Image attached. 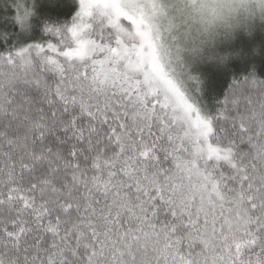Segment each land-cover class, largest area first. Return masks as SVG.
<instances>
[{
	"label": "snow or ice",
	"instance_id": "snow-or-ice-1",
	"mask_svg": "<svg viewBox=\"0 0 264 264\" xmlns=\"http://www.w3.org/2000/svg\"><path fill=\"white\" fill-rule=\"evenodd\" d=\"M33 4L0 17V264H264V80L210 111L163 0H79L38 42Z\"/></svg>",
	"mask_w": 264,
	"mask_h": 264
},
{
	"label": "clouds",
	"instance_id": "clouds-1",
	"mask_svg": "<svg viewBox=\"0 0 264 264\" xmlns=\"http://www.w3.org/2000/svg\"><path fill=\"white\" fill-rule=\"evenodd\" d=\"M168 15L158 23L171 28L178 36L181 49L177 50L165 37L167 50L178 77L186 75L189 64L204 58H213V50L238 32H250L257 22L264 23V0H163ZM257 119L264 109H257Z\"/></svg>",
	"mask_w": 264,
	"mask_h": 264
},
{
	"label": "trees",
	"instance_id": "trees-1",
	"mask_svg": "<svg viewBox=\"0 0 264 264\" xmlns=\"http://www.w3.org/2000/svg\"><path fill=\"white\" fill-rule=\"evenodd\" d=\"M12 3L14 0H0V17H12L16 14ZM78 10V0H34L30 39L37 42L47 39L43 31L46 24L70 25ZM0 29L19 31L18 26H13L8 21L0 24ZM231 39L233 40L230 41ZM225 44L230 45L221 49V55L202 61L199 67L202 92L210 111H215L218 101L223 99L234 79L254 75L255 78L264 80V23L257 22L250 32H238L233 38L225 40Z\"/></svg>",
	"mask_w": 264,
	"mask_h": 264
},
{
	"label": "rangeland",
	"instance_id": "rangeland-1",
	"mask_svg": "<svg viewBox=\"0 0 264 264\" xmlns=\"http://www.w3.org/2000/svg\"><path fill=\"white\" fill-rule=\"evenodd\" d=\"M79 1V0H78ZM233 39H231L230 41H232ZM231 44V43H230ZM230 44H225V40L224 41H221L218 45H217V47L213 50V58L214 57H218V55H221V49L223 48V47H226V46H228V45H230ZM210 58H208L207 56H205L204 58H201V59H199V60H196L195 62H192V63H190L189 64V71H190V73L192 74V75H194V76H197V74H198V77H199V79H201L200 78V75H199V67H200V65H201V63H202V61L204 62L205 60H209ZM197 73V74H196ZM201 81V80H200ZM202 89H203V85H202V82H201V84H200V94H199V98H200V100H201V102L204 104V105H206L205 103V99H204V95H203V92H202ZM207 106V105H206Z\"/></svg>",
	"mask_w": 264,
	"mask_h": 264
}]
</instances>
